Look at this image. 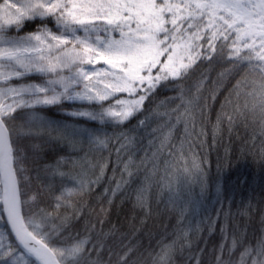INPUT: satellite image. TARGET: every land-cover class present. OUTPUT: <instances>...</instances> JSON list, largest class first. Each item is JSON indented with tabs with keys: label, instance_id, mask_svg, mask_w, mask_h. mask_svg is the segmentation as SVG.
Returning a JSON list of instances; mask_svg holds the SVG:
<instances>
[{
	"label": "snow or ice",
	"instance_id": "1",
	"mask_svg": "<svg viewBox=\"0 0 264 264\" xmlns=\"http://www.w3.org/2000/svg\"><path fill=\"white\" fill-rule=\"evenodd\" d=\"M226 135L264 172V0H0V264H264Z\"/></svg>",
	"mask_w": 264,
	"mask_h": 264
},
{
	"label": "trees",
	"instance_id": "2",
	"mask_svg": "<svg viewBox=\"0 0 264 264\" xmlns=\"http://www.w3.org/2000/svg\"><path fill=\"white\" fill-rule=\"evenodd\" d=\"M231 153L230 163H231V173L233 179L237 175L242 177H247L249 180V187L246 188L243 192V198L247 201L249 195H251L252 201L256 204L259 199L264 196V192L261 191V185L264 184V172H262L257 161L253 160L251 157L243 158L240 156L238 149V142L235 141V136H233L232 141H229L227 135L225 136L222 143L218 144L217 147L211 151L210 159L212 161V171L216 170V160L218 158H225L228 153ZM241 199V196H237V202ZM131 205L127 203H122L120 200L116 201V204L112 208V219L113 221H121L123 222L127 217L131 216L130 212ZM154 213L156 211V204L153 203ZM236 207L233 208L235 212ZM257 219L259 216V210L255 213ZM167 216H163V222H167ZM163 229V223L160 219L153 218L148 220L147 227L145 229L146 232H159ZM204 239L209 241V245L216 239V237H210L208 233H204ZM199 241L201 245L203 244V239L200 238V235L197 234L193 237V242L196 243ZM145 243H147V239L145 238Z\"/></svg>",
	"mask_w": 264,
	"mask_h": 264
}]
</instances>
